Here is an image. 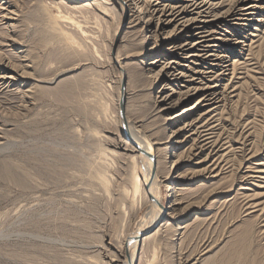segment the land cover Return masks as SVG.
<instances>
[{"label":"rangeland","instance_id":"obj_1","mask_svg":"<svg viewBox=\"0 0 264 264\" xmlns=\"http://www.w3.org/2000/svg\"><path fill=\"white\" fill-rule=\"evenodd\" d=\"M231 1L215 0L219 12ZM11 2L10 19L0 12V68L16 77L0 87V264H128V238L154 211L137 184L145 165L123 146V78L126 116L157 147L170 214L143 238L135 264H264V9L251 25L221 22L217 37L238 40L203 47L230 54L227 64L181 63L201 72L193 85L216 88L218 102L203 105L199 92L159 112L166 79L151 77L160 51L149 45L185 42L175 24L151 32L113 0ZM203 117L218 138L212 152L179 130ZM171 182L177 202L167 208Z\"/></svg>","mask_w":264,"mask_h":264},{"label":"bare ground","instance_id":"obj_2","mask_svg":"<svg viewBox=\"0 0 264 264\" xmlns=\"http://www.w3.org/2000/svg\"><path fill=\"white\" fill-rule=\"evenodd\" d=\"M113 1L115 5L121 9V16L123 18L126 15H127L126 17L130 18L134 15V12H140L141 18L140 19L136 18L137 21L138 20L142 21V19L144 18L143 22L145 24H148L151 27L150 28L151 32L152 31L157 32L160 29L163 30L165 29V27L167 28L168 25L175 24V29H177V31H175L176 35H179L180 37L184 34V36L186 35L187 37L185 42L183 43L174 42L167 47H164L165 45L164 41L163 42L160 41L157 44H156V41H154L153 43L149 45L150 51L151 50L153 51L156 48L157 50L160 51L159 55L154 59V62L151 63L152 65L159 63L160 69L156 72H154L155 70L154 71L152 70L153 72H150L152 73L151 77L154 80H157L160 77H163L166 79L165 83L162 86V89L157 92V97L155 101L157 110L159 112L160 111L167 112L170 109H172L177 103H179L182 99L187 98L191 95L197 94L199 92L203 93L202 97L200 98V102L203 105H213L216 102H218V99L221 96L220 97L216 96L217 95L216 88L210 87L209 85H202V86L193 85L194 81L196 80L195 76L200 74L201 72L198 71L196 72V74L193 73L189 75L188 74L189 71H187V68H189L188 65H181V63L184 62L185 64H187L188 62L190 63L191 62L196 63L199 61L202 62L204 60H209L210 58L217 56L215 57L216 59H212V60L219 61L217 65L227 64V62L230 61L229 59L230 54L227 55L226 53H223L218 56L216 54V51H217L216 49L210 50L209 48V50H207L208 48H203V47H220V45L222 43H225L226 41L238 40L240 37H237L236 39L232 37L231 39L228 38V40L217 37V34L219 33L218 32L219 29L217 28H220L219 25L221 24V22L229 23V21H233L234 24L239 26L242 21H246L245 25H251V21L254 20L253 17L256 16L257 12H259L257 10L261 9V11H263L264 9L258 2L256 3V0H232L228 6V9H226L223 12L222 11L219 12L220 10L217 9L218 3H216L215 0H176L171 3H162L160 0H113ZM250 1L255 2V3H250ZM260 1H263V0H260ZM11 6H12L11 0H9L8 2L7 1L0 2V12L2 10H5V11H2L1 13L4 12L2 17L6 21L10 19V14L14 13L13 11L9 10ZM134 6L137 7V10L135 9L136 7ZM188 15H192V17H188ZM193 30L196 31L194 34H192ZM169 37H171V35ZM193 37L195 39L191 40V38L193 39ZM207 42H211V43L207 44ZM245 42H247V38H246V41L240 40V41H235L234 43L238 45L239 44L243 45L245 44ZM167 53L171 54L172 57L167 59L166 61H162V58H165ZM233 63H234L232 64L233 69L235 70L237 65H236V62H233ZM229 66L230 65H225L224 67L228 68ZM1 71H2V68H0V87L4 88L5 84H8L9 79H15L16 77L14 78L13 75H9ZM203 73H206V72L203 71ZM121 75L123 76V74ZM63 85L66 86V84H63ZM63 85L61 87H63ZM63 88L65 89V87ZM65 90L67 91V89ZM19 107H20V104H19ZM216 109L214 111H216ZM166 119L171 120L172 117H168ZM201 119L202 120H199L197 124L194 122H189L187 124L185 123V125H183L184 127H180L179 130L185 131L189 128L187 132H192V133H190L188 136L186 135L187 140H189V138H192V136H197L199 137V139L204 138L202 141L203 142L202 145H199V147L196 148L200 150V153L205 152L206 150H209L212 152L215 150V147L217 146L218 138L217 140L213 139L212 135L215 134L213 132L214 128L207 127L208 126L207 124L205 125L201 124L202 121L205 119V117ZM197 121L198 120H195V122ZM120 122L121 124L123 123V121H120ZM121 127H122V132L125 135L129 134V137H130V138H127L126 144L123 145L124 148L128 151L135 153L132 156L133 159L137 158L136 161L140 160L145 165V169H146L145 176L144 178H142V180L140 179L139 176H137L138 178L137 184L138 186L140 185L139 187H142L143 191L145 192L144 194L147 196V198L151 202L150 203L152 206L151 209L154 211L152 218L148 220L145 224L141 225V227L136 231V233H133V237L131 236L132 238H128L132 240L134 237H139L140 236L139 234H141L142 232L148 229H152V227H154L156 224L163 222L166 218V215H170V214L169 212H165L164 211L165 209L160 207L158 204L159 202L162 205L161 196H160L161 194L160 185L162 182L160 180L158 172L153 174V170L158 171L156 169L158 167L157 159H156V153H157L156 148L157 147L154 148L153 142H150L148 139H144V137L141 136V132L135 129L134 125L129 120V118H127L126 130L124 129L123 124L121 125ZM227 131L229 130L227 129ZM174 133H176L173 136L174 143H178L179 145L185 144L186 139H178V137L176 136L178 131H174ZM218 135H221V134H218ZM230 136L232 138V135ZM229 138L230 137H227L226 139H229ZM195 146L196 145H194V147ZM168 190H169L168 198H169L170 205H168L167 208H170L177 202L175 199V197H177V193H176L177 190L175 188L174 182L170 183ZM127 242L128 241H126V244ZM139 246H140V243H138V240H137L135 242L134 249L131 248L132 253H131V263L130 264H135L134 259L137 256V251L139 249ZM125 263H126V260H125Z\"/></svg>","mask_w":264,"mask_h":264},{"label":"water","instance_id":"obj_3","mask_svg":"<svg viewBox=\"0 0 264 264\" xmlns=\"http://www.w3.org/2000/svg\"><path fill=\"white\" fill-rule=\"evenodd\" d=\"M121 90H122V95H121L120 104H119V113H120L121 119L123 121L124 129L126 130V128H127V116H126V81H125L124 78L122 80ZM155 173H156V171L153 170V174H155ZM158 204L163 209L165 208L159 202H158ZM154 227H152V229H149V230L144 231L143 233L139 234L140 235L139 237H134L129 242V244L130 245H133L137 240H138V243H142L143 238L146 237L147 235H149L148 233H150L152 230H154ZM126 255H127V257H126L127 263L129 262V264H130L131 263V250L130 249H128Z\"/></svg>","mask_w":264,"mask_h":264}]
</instances>
